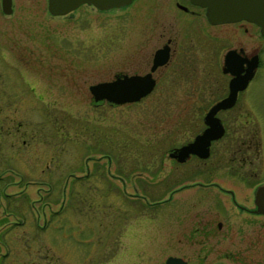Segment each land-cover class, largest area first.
<instances>
[{
    "label": "rangeland",
    "instance_id": "obj_1",
    "mask_svg": "<svg viewBox=\"0 0 264 264\" xmlns=\"http://www.w3.org/2000/svg\"><path fill=\"white\" fill-rule=\"evenodd\" d=\"M195 9L199 14L173 0H132L106 10L82 3L53 15L46 0H12L9 13L0 10V206L11 210L2 220L21 221L11 235L23 264H163L169 255L188 264H264V216L245 228L237 259L222 258L238 245L235 238L204 260L197 251L207 244L176 238L177 224L191 219L177 209L191 208L192 193H169L180 167L166 151L190 135L194 115L186 109L223 94V50L257 43L251 24L211 26ZM167 36L181 52L178 69L158 67L153 88L138 100L92 98V83L147 71ZM242 101L252 108L247 117L256 123L264 162V63ZM214 157L215 180L250 203L253 183L224 176L226 162L219 151ZM210 192L212 200L196 204L221 202ZM0 234L7 235L3 228Z\"/></svg>",
    "mask_w": 264,
    "mask_h": 264
},
{
    "label": "flooded vegetation",
    "instance_id": "obj_2",
    "mask_svg": "<svg viewBox=\"0 0 264 264\" xmlns=\"http://www.w3.org/2000/svg\"><path fill=\"white\" fill-rule=\"evenodd\" d=\"M173 4L177 9L188 14H199V11H197L195 8L201 9L205 20L211 26L232 23L209 22L204 15V7L195 4L190 0H173ZM236 22L240 24H251L254 26V36L257 39V43H255L254 46H251V48L247 49L242 45H232L223 50L220 58L221 62L218 64L219 67L216 65L220 69V72L224 76L225 80L223 94L215 97L205 106L191 107V109L187 108L186 112L191 110L192 115H194L192 119L194 122L191 124L192 129L190 135L179 144L171 146L166 151L168 158L175 162V167H180L179 170L177 169L178 173L175 174L177 175L175 176L176 184L174 187L168 190L169 193L172 194L173 192H178L180 195L181 192H188L189 194L192 193L189 198L191 208H182L180 206V208L177 209L178 214H181L185 217L191 216V219L188 223L182 220L181 223L179 222L177 224L179 227V229H176V231L178 230V236L176 237L177 241L179 242L184 238V242L191 244H207L206 251H197L198 255L202 253L200 257H202L203 260L212 254L220 253L215 249V245L225 241L230 242L229 240L233 238L235 239L233 242H231H236L238 245L232 244V248L223 251L222 258L237 259L242 257L244 250H241L239 243L243 238V241L247 239L244 237V235H242V233L245 232V228L248 226H255L256 224L258 226V222H262V220L261 218L256 217L264 216V213L256 211V205L254 203V190L258 184L264 182V178L261 177L264 162L262 156L259 153L257 129L253 127L256 123L252 116L247 117V114L251 113L250 110L252 108L246 106L245 104L243 105L242 101L249 83L258 76V70L264 63V31H261L260 27L251 21L240 19ZM242 29L245 31L247 27L243 25ZM174 40L175 38L173 37H165L164 41H162L159 46L155 47L149 56L150 58L147 71L151 66L155 50L161 49V56L164 58L162 62L151 71V77L154 80V84L155 76L152 73L158 67L167 68L174 64V66L168 71H173L179 67L178 64L181 59L179 58L181 57V52L178 53V49H176V42ZM212 49L213 47L210 46V48H208L206 51V54L210 59L213 57ZM207 66L214 67L208 61ZM147 71L145 70L142 73L117 72L114 77L120 76L122 74H143ZM230 81L241 83V85L236 89L235 92H233L234 99L231 105L228 107L218 108L213 113V117H216L221 127L220 135H218L216 138H208L207 141H204V138H198L193 147V151L179 153V148L181 146L193 142L194 139L202 134V132L208 126L205 123V114L213 104L230 94ZM237 103H240V106H236L235 104ZM233 121H235V123H233ZM230 126H233V128L230 130L231 132L228 131V127ZM215 151H219L220 157H223V162H226L224 163L223 167L224 176H227L231 179H238L245 187H248L253 183L250 191V203L247 204L241 201L232 187L223 185L221 182L215 180V168L218 166L219 162L215 161ZM201 153L205 155H201ZM257 177L258 180H256ZM133 189H137V187L133 186ZM211 190L221 194V196H216L221 200V202H215V204L210 202L206 206H199V204H196L199 203L200 197L206 199L211 198L212 200L213 193L210 192ZM204 194L207 195L204 196ZM170 199L171 198L169 196L167 199H164V201ZM225 200H227V202H225ZM15 208H21L19 202L18 204L15 203ZM7 211L10 213L11 210L9 211L5 209L4 206H0V229L3 228V231L5 234H7H0V264H23V260L22 257L20 258L21 254L19 251H14L12 248V241L19 243V240H16V235V237L11 235V233H15L16 229H18L17 225H19L21 221L11 218L9 221L5 220L4 218L2 220V216H6L7 218ZM245 216H250V218ZM234 217H237V219ZM186 228H189L188 230L191 231L190 234L184 235L183 230ZM232 233L234 235H232ZM239 233L240 235L236 236V234ZM256 238L257 237L254 236L249 239L251 242H257ZM8 254H11V258L7 256ZM181 258L184 259L183 257ZM218 264L224 263L222 261H218Z\"/></svg>",
    "mask_w": 264,
    "mask_h": 264
},
{
    "label": "water",
    "instance_id": "obj_3",
    "mask_svg": "<svg viewBox=\"0 0 264 264\" xmlns=\"http://www.w3.org/2000/svg\"><path fill=\"white\" fill-rule=\"evenodd\" d=\"M191 2L204 7V15L211 23L233 22L240 19L256 23L261 31H264V0H190ZM131 0H46V8L50 14H64L79 4L86 3L93 5L99 10H106L112 7L127 5ZM1 10L4 13L11 11V0H0ZM161 49L154 51L152 63L149 70L143 74H122L109 80L98 81L88 85V90L94 100L104 99L111 103H123L138 100L148 93L154 80L151 71L164 59L161 56ZM230 94L221 98L205 114V123L208 125L198 137L179 148L181 152H191L196 140L216 138L220 135L221 127L213 113L218 108L231 105L234 94L241 83L230 81ZM232 92V93H231ZM212 132V134H211ZM201 145V144H200ZM201 155H205L201 153ZM254 203L256 211L264 213V182L258 184L254 190ZM163 264H188L178 256L169 255Z\"/></svg>",
    "mask_w": 264,
    "mask_h": 264
}]
</instances>
